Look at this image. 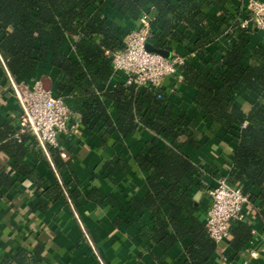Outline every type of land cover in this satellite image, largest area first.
I'll use <instances>...</instances> for the list:
<instances>
[{"label":"trees","instance_id":"16d2710c","mask_svg":"<svg viewBox=\"0 0 264 264\" xmlns=\"http://www.w3.org/2000/svg\"><path fill=\"white\" fill-rule=\"evenodd\" d=\"M102 1L0 0V53L16 81L31 75L40 62L50 57L59 71L56 95L64 98L89 129L102 124L104 144L116 132L125 138L141 126L152 131L155 138L135 157L139 169L148 172L149 191L143 198L132 197L129 202L130 208L139 213L140 233L151 243H161L167 249L190 237L192 243L186 249L184 264H212L210 259L218 243L195 215L197 206L188 194L201 169L181 150L186 144L200 146L195 138L198 120L176 114L167 96L159 97L160 88L118 83L113 89H106L114 74L112 54L124 49V40L117 23L109 20L101 8L89 12L92 5ZM111 1L119 13L134 20L140 21L149 12L152 37L162 35L157 46L173 51V43L179 42L190 54L201 55L198 65L190 61L180 66L186 73L184 81L196 88L195 109L218 127L234 131L237 147L227 180L243 184L250 199H259L264 206V46L254 47L249 64L245 65L248 39L243 32L242 13L246 11L250 17L248 10L235 6L234 0ZM212 7L218 9L214 17L208 14ZM157 23L162 24L158 32L153 29ZM70 36L75 40L66 52L64 42ZM224 36L229 45L222 57L205 61L209 45ZM6 78L9 80L8 75ZM242 89L259 96L249 111L236 101ZM109 100L117 103V117L110 111ZM163 135L172 141L159 145L158 139ZM1 148L16 158L15 171L35 181L39 188L46 185L43 193L50 200L65 195L66 190L69 192L65 182L50 183L23 163L26 153L23 141L10 140ZM50 153L59 171L70 166L71 161L61 157L59 146H51ZM110 163L113 171L128 168L121 160ZM19 185L20 181L6 170L0 172V207L10 201L2 188L11 191ZM251 185L259 188L257 196L250 195ZM88 197L101 202L106 196L93 190ZM46 206L42 202L40 209L45 210ZM234 222L237 225L231 226V245L238 250L251 237L252 229L243 220ZM43 250L41 243L32 250L22 248L4 259L0 257V264H37L43 258Z\"/></svg>","mask_w":264,"mask_h":264},{"label":"crops","instance_id":"0c3cea01","mask_svg":"<svg viewBox=\"0 0 264 264\" xmlns=\"http://www.w3.org/2000/svg\"><path fill=\"white\" fill-rule=\"evenodd\" d=\"M233 2L235 6L247 9L249 0ZM98 8L108 14L109 20L117 23L123 40L129 31L140 25L139 20L119 13L111 0L92 5L89 12L93 13ZM217 13L215 7L208 11L210 17ZM242 18L247 20L243 32L248 39L244 59L245 65H248L251 50L259 45L264 46L263 32L249 19L246 11H243ZM161 26V23H157L153 29L158 32ZM161 37L158 34L157 37H151L149 42L157 46ZM74 40V36L66 39V52L70 51ZM228 45L225 36L217 39L209 45V54L204 60L221 58ZM173 51L188 56L187 63L191 61L198 65L201 59L198 53L190 56L189 49L179 42L173 43ZM185 76V71L180 68L165 78L160 90L173 104L176 114L194 116L198 120L195 138L200 146L186 144L181 150L201 169V175L195 177L188 194L197 206L195 215L206 225L212 202L210 190L220 178L228 177L237 144L233 139V130L218 127L196 111V88L184 81ZM36 80L52 89L54 94H59V71L51 64L50 57L40 62L31 75L16 81L0 53V132H3L0 138V172L6 170L20 181L14 190L2 188L10 201L2 203L0 207V257L4 259L22 248L32 250L41 243L44 247L43 258L37 264H184L186 249L192 239L186 237L169 249L161 243H151L141 235L137 221L139 213L134 212L129 204L132 197L143 198L149 191L146 183L148 172L139 169L135 157L145 151L155 134L141 126L125 138L116 132L104 144L102 124L89 129L81 123L79 114L73 113L69 130L62 133L59 140L61 157L71 161V164L59 171L50 153L51 146L45 144L22 121L24 107L18 98L16 85L22 81L33 83ZM118 83L127 84V76L124 72L114 70L105 87L111 90ZM258 98L256 93L242 89L236 101L241 108L249 111ZM107 103L112 115L117 117V103L110 100ZM10 140L23 141L26 149L22 157L24 164L50 183L65 182L69 192L66 190L65 195L50 200L43 193L46 185L39 188L35 181L15 171L13 166L17 162L16 158L1 148L2 144ZM171 141V138L163 135L159 137L158 144L164 145ZM115 159L126 162L128 168L113 171L110 162ZM93 190L106 197L101 202L89 198ZM258 194L259 188L251 185L250 195ZM42 202L47 204L45 210L40 209ZM243 214V221L252 229L251 237L240 249L234 250L231 231L229 238L218 243V249L210 259L212 264H264V206L260 205L259 199L251 198L244 205ZM232 225L236 226L237 223Z\"/></svg>","mask_w":264,"mask_h":264},{"label":"built area","instance_id":"2783aa9c","mask_svg":"<svg viewBox=\"0 0 264 264\" xmlns=\"http://www.w3.org/2000/svg\"><path fill=\"white\" fill-rule=\"evenodd\" d=\"M247 10L257 27L263 32L264 0H249ZM140 25L124 37V49L112 54L113 68L124 72L127 84L160 88L166 77L175 74L189 57L172 53L170 58L147 50L146 44L152 37V22L149 12L140 18ZM247 26V20L242 23ZM192 52L190 56H195ZM17 95L24 107L23 124L35 131L47 145L58 147L60 135L69 130L73 111L62 96L44 87L40 80L25 81L16 85ZM163 94L160 93L159 97ZM211 205L206 216V227L216 243L223 242L231 234L234 220H243V207L250 197L242 186L231 184L227 178H220L210 190ZM226 259V258H224Z\"/></svg>","mask_w":264,"mask_h":264},{"label":"water","instance_id":"95a60500","mask_svg":"<svg viewBox=\"0 0 264 264\" xmlns=\"http://www.w3.org/2000/svg\"><path fill=\"white\" fill-rule=\"evenodd\" d=\"M146 48H147V50H149L151 52L161 54L167 58H170L172 56V52L170 50L155 46L150 42H147Z\"/></svg>","mask_w":264,"mask_h":264}]
</instances>
